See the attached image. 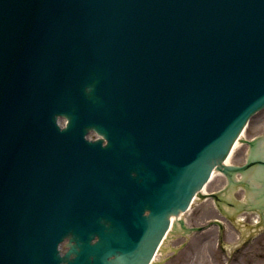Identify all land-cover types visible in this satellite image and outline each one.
<instances>
[{
  "label": "water",
  "instance_id": "water-1",
  "mask_svg": "<svg viewBox=\"0 0 264 264\" xmlns=\"http://www.w3.org/2000/svg\"><path fill=\"white\" fill-rule=\"evenodd\" d=\"M263 107L264 0H0V264H149L195 196L262 217L264 136L222 162Z\"/></svg>",
  "mask_w": 264,
  "mask_h": 264
},
{
  "label": "rangeland",
  "instance_id": "rangeland-1",
  "mask_svg": "<svg viewBox=\"0 0 264 264\" xmlns=\"http://www.w3.org/2000/svg\"><path fill=\"white\" fill-rule=\"evenodd\" d=\"M264 134V109L257 113L250 120L249 125L246 131L243 132V138L251 139L258 135ZM91 138L95 136L91 133ZM246 153L245 145H238L237 148L233 151L231 157L228 162L230 164H239L243 162L244 155ZM218 176L214 178L211 182L207 184L205 187V192H212L223 186L224 182ZM237 197H241V193H236ZM183 219L187 226H203L208 223V221L212 219H219L217 213L215 212L214 207L211 204L210 200L204 201H196L191 208L183 215ZM226 232V230H224ZM230 231L228 232V234ZM213 235V241L208 243L204 241L208 235ZM218 231L216 228H210L209 230L203 231L201 233H192L189 235L188 240L189 244L185 246V248L181 249L176 255L174 260H170L167 258L170 256V252L168 249L179 247L182 242L181 237H176L175 239H169L165 245V252L158 254L155 258V261H159L165 259L162 264H224L225 258L222 256V253L218 250L216 243H218ZM236 239L235 234L231 232L230 235L223 238V242L225 245H229L234 242ZM199 243L200 247L197 250V256L195 257V243ZM202 242V243H201ZM66 241L64 242V244ZM60 244V248L62 251H65V245ZM196 258V261H195ZM221 260V262H220ZM216 261V262H215ZM264 263V261H263Z\"/></svg>",
  "mask_w": 264,
  "mask_h": 264
},
{
  "label": "flooded vegetation",
  "instance_id": "flooded-vegetation-1",
  "mask_svg": "<svg viewBox=\"0 0 264 264\" xmlns=\"http://www.w3.org/2000/svg\"><path fill=\"white\" fill-rule=\"evenodd\" d=\"M255 214H245L244 219L241 220V223H243V225H252V224H256L258 223L257 220L253 219V216ZM221 220L224 221L223 218H221ZM222 221V222H223ZM225 223V222H223ZM226 225V232H224V228H223V232L222 235H218L219 236V240L218 243H216L218 249L221 251L222 256L224 254H226V258H228L225 263L226 264H264V228L261 229L259 232H257L256 234L248 237L246 240H244L236 249H233L231 251L230 247L225 248L221 245V243L219 242L221 239L220 237L222 236V239L224 237H227L228 235L231 234V232L233 234H235L236 239L234 240V242L230 243V245H235L241 236V233H239L238 230H236L234 228V226H232L230 223H225ZM230 231V233L228 234V232ZM204 241L210 243L213 241V235H208V237H206V239H204ZM184 242V240L182 241V243ZM202 243V242H201ZM187 245L189 244V242L187 241L186 243ZM201 245V244H200ZM199 243H195V257L197 256V250L200 247ZM173 256H171L170 260H174L176 258L177 254H172ZM196 261V258H195ZM216 262V261H215ZM221 262V260H220ZM224 263V264H225Z\"/></svg>",
  "mask_w": 264,
  "mask_h": 264
},
{
  "label": "bare ground",
  "instance_id": "bare-ground-1",
  "mask_svg": "<svg viewBox=\"0 0 264 264\" xmlns=\"http://www.w3.org/2000/svg\"><path fill=\"white\" fill-rule=\"evenodd\" d=\"M242 136H243V132L241 131V133L239 134L238 139H236V141L233 143V145H232V147H231V150H230V152H229L228 157H226L225 160L222 162L224 165H225V164H228V160H229V158L231 157L233 151L237 148L238 145L241 144V143L239 142V138H242ZM216 173H217L216 170H213L212 173H211V178H212L213 176H215ZM193 200H194V201L192 202L191 205H193V204L197 201V197H195ZM188 210H189V209H188ZM186 212H187V211H186ZM186 212H185V213H186ZM185 213L180 214L178 218H183V215H184ZM171 220H172V223H173V222H175L177 219H176V218H172ZM177 229L179 230L180 228H177ZM168 234H169V233H168ZM168 234H167V236H170V234H169V235H168ZM171 235H174V234L171 233ZM167 236H166L164 242L167 240ZM159 248H160V251H161V250H162V246L159 247ZM158 254H159V251L156 253L155 257H153V258H154L153 261L155 260V258H156V256H157Z\"/></svg>",
  "mask_w": 264,
  "mask_h": 264
}]
</instances>
